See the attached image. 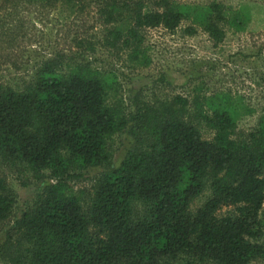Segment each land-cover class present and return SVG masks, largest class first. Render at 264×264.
I'll use <instances>...</instances> for the list:
<instances>
[{
  "label": "trees",
  "instance_id": "obj_1",
  "mask_svg": "<svg viewBox=\"0 0 264 264\" xmlns=\"http://www.w3.org/2000/svg\"><path fill=\"white\" fill-rule=\"evenodd\" d=\"M85 14L96 42L75 22ZM69 17L66 37L87 54L39 53L31 32ZM249 20L248 6L217 1L0 0V73L25 78L0 85V264L264 262V103L246 134L237 124L255 110L229 90L192 88L131 110L110 101L116 75L95 62L101 44L147 67V29L186 23L185 34L218 45L224 24ZM114 136L125 142L117 161ZM12 178L34 187L18 213Z\"/></svg>",
  "mask_w": 264,
  "mask_h": 264
},
{
  "label": "rangeland",
  "instance_id": "obj_2",
  "mask_svg": "<svg viewBox=\"0 0 264 264\" xmlns=\"http://www.w3.org/2000/svg\"><path fill=\"white\" fill-rule=\"evenodd\" d=\"M174 1L198 4L217 1L232 9L248 6L250 20L239 28L224 24L225 38L218 45H214L201 30L192 36L185 34L186 23L174 32L163 28L147 29L144 34V46L150 56V64L143 68L133 67L125 58L118 60L113 53L99 50L101 44H98L96 46L98 50L95 52L98 61L95 62L105 69H112L118 81L115 98H110V101L133 110L140 101L150 100L152 97L168 98L176 93L186 94L187 90L192 88H200L201 93L229 90L233 94L243 96L247 107L255 110L253 114L243 116L237 124V132L244 134L251 132L257 124L264 103V0ZM90 16L92 15L76 16L78 21L75 22L81 25L85 20L87 31L80 34H84L86 40L96 42L101 36L98 35V30L89 29L93 25L89 22ZM70 19L69 17L64 21L51 18V21L46 22L45 25L39 23L31 32L32 40L39 42L32 43L33 47H37L38 52L45 56H53L55 51L66 54L74 52L87 54V48L72 41V32L68 38L66 37L65 32L75 28ZM65 25L67 27L62 28ZM83 30L85 31L84 28ZM83 30L80 29L79 32ZM16 45L24 48L27 44L20 42ZM162 75L167 83L159 82L158 79ZM23 77L15 73L12 68L4 69L0 73V85L6 82L16 87L22 79H25ZM201 134L205 140L212 138L211 131L205 128H201ZM109 143L114 161L119 160L124 150L123 138L114 136ZM88 181L84 179L79 183L81 186H86ZM11 184L17 194L16 212L18 213L22 204L32 197L34 187L30 184L23 187L14 178L11 179ZM200 202L201 200L197 199L194 206ZM222 210L225 211L227 208L223 207ZM251 264H264V262Z\"/></svg>",
  "mask_w": 264,
  "mask_h": 264
}]
</instances>
